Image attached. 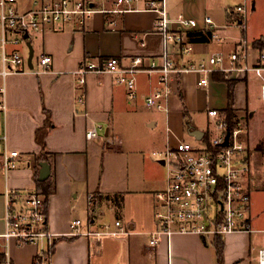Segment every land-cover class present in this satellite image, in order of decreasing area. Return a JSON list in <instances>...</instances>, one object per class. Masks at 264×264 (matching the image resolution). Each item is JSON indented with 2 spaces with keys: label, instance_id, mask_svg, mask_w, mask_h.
I'll return each mask as SVG.
<instances>
[{
  "label": "crops",
  "instance_id": "obj_1",
  "mask_svg": "<svg viewBox=\"0 0 264 264\" xmlns=\"http://www.w3.org/2000/svg\"><path fill=\"white\" fill-rule=\"evenodd\" d=\"M113 0H106L110 6ZM250 3V11L246 6ZM244 6V14L236 6ZM258 5L261 10H258ZM170 17L194 18L197 26L182 29L186 35L206 30L211 37L194 42L191 54L177 63L200 60L214 52L226 56L238 48L247 51V63H258L264 52V0H164ZM216 27L207 28L204 17ZM242 16V18H241ZM157 14L135 5L123 13L95 12L84 26L68 24L30 40L33 57L49 54V72H19L4 79L5 107L0 108L1 149L19 153L17 165L5 170L0 155V233L5 230L6 191L38 189L41 162L49 166L45 185L47 227L53 250L48 264H258L264 246V100L261 79L253 71L213 72L205 86L200 74L187 71L173 76L168 111L150 108L144 96L158 88V72L136 75L138 96L130 99L124 85L110 72H90L85 84L75 70L84 60L102 61L117 56L122 65L130 57H158L164 50L162 34L153 29ZM242 19V20H241ZM114 24H110V21ZM228 80L233 82L229 97ZM1 84V80H0ZM85 93V102L76 98ZM230 109L247 116L249 129L250 211L252 231L221 237L223 252L217 260L215 237L194 233L162 236L150 245L155 229V192L164 186L165 169L152 151L175 142L183 130L207 127V108ZM100 124L99 137L86 138L88 127ZM166 125L171 128L167 137ZM44 141L38 142L36 133ZM252 135L253 149L250 146ZM186 140V139H185ZM93 196L92 205L88 197ZM21 199V198H20ZM92 211V212H91ZM80 218L82 229L98 230L120 220L129 232L120 238L69 236L70 222ZM86 219V222L84 220ZM48 239L21 243L0 238L12 264H32L47 248Z\"/></svg>",
  "mask_w": 264,
  "mask_h": 264
},
{
  "label": "built area",
  "instance_id": "obj_2",
  "mask_svg": "<svg viewBox=\"0 0 264 264\" xmlns=\"http://www.w3.org/2000/svg\"><path fill=\"white\" fill-rule=\"evenodd\" d=\"M105 2L106 0H0V108L5 107L6 76L19 72L41 74L51 71L52 57L46 53L35 60L32 57V66H29L27 42H30L31 36L61 29L68 24L82 28L87 19L97 11L106 14L123 13L135 5L157 14L153 29L162 34L163 52L148 60L142 55L131 56L126 65H122L117 56L100 62L84 60L74 72L78 75L79 84H85L90 72L114 73L117 82L124 85L128 98L135 99L138 96L136 75L140 72H158L160 86L147 93L144 101L150 108L167 112L170 83L175 75L187 71L197 72L200 74L197 85L205 86L216 71H253L261 79L260 96L264 100V52H259L258 63L255 65L246 62L247 51L243 47L226 56L217 51L200 60L177 63L171 55L172 51L184 57L194 50V42L189 40L182 29L197 26L196 19L183 15L170 17L164 0H113L110 6ZM235 10L243 14L245 12L243 5H237ZM114 23L113 20L110 21V24ZM204 24L207 28L216 27L209 16L204 17ZM212 36L223 39L213 32ZM22 44L26 46V51ZM76 100L83 104L85 93L79 94ZM206 115L208 124L200 139L192 142L176 137L175 142L167 141L163 149L152 151V155L157 156L163 164L165 179L162 189L154 194L156 227L151 232L150 245H155L160 237H168L174 233H194L206 238L253 230L249 220L248 115H229L226 109L211 107L206 109ZM100 128V124L88 127L86 138L99 137ZM170 133L171 128L166 125L167 137ZM3 141L4 136H0V147ZM0 155L2 167L6 171L17 165L18 151L0 148ZM5 195V230L0 233V238L15 239L21 243L48 239V248L52 244V233L47 227L45 196L35 189H9ZM88 202L92 205V195L88 197ZM128 232L129 229L120 220H116L113 227L106 224L102 229L83 230L81 219L75 218L70 222L68 234L72 237L108 235L120 238ZM47 257L48 255L43 256L44 262ZM263 258L264 246L258 251V264H263ZM6 264H9L8 257Z\"/></svg>",
  "mask_w": 264,
  "mask_h": 264
},
{
  "label": "trees",
  "instance_id": "obj_3",
  "mask_svg": "<svg viewBox=\"0 0 264 264\" xmlns=\"http://www.w3.org/2000/svg\"><path fill=\"white\" fill-rule=\"evenodd\" d=\"M211 31L206 30L205 32L202 31H192L189 32L187 34L189 40L193 41V42H198V41H205L207 39H209L211 37ZM228 84H229V97L232 98V93H233V82L231 80H228ZM229 112V115H232L233 112L230 109H226ZM36 138L38 140V142L40 143V145H42V148L44 146V141L42 140V138L39 137V130L36 133ZM37 186L38 189H36L37 193L42 194L44 196H47L50 191L51 188L45 185V180L42 181H37ZM221 237H215V249H216V257L218 261H221L222 258V252H223V244L221 242ZM53 250V244H51L50 246H48V248L43 251V252H39L38 254H36L33 258V262L32 264H48L47 260L46 262H44L43 256L44 255H50V253ZM37 261H39L37 263ZM7 263V255L5 253V251L3 250V248L0 246V264H6ZM9 264H12L11 261L9 260Z\"/></svg>",
  "mask_w": 264,
  "mask_h": 264
},
{
  "label": "water",
  "instance_id": "obj_4",
  "mask_svg": "<svg viewBox=\"0 0 264 264\" xmlns=\"http://www.w3.org/2000/svg\"><path fill=\"white\" fill-rule=\"evenodd\" d=\"M26 36V34H25ZM28 48H29V55H28V64L31 67L32 66V55H33V48L30 42H27ZM202 134V131H199L197 129H194L191 131V135H194L195 137H200ZM227 139V138H226ZM226 143V140H225ZM41 169L39 171V180H44L48 176V170L49 166L46 162H41Z\"/></svg>",
  "mask_w": 264,
  "mask_h": 264
},
{
  "label": "rangeland",
  "instance_id": "obj_5",
  "mask_svg": "<svg viewBox=\"0 0 264 264\" xmlns=\"http://www.w3.org/2000/svg\"><path fill=\"white\" fill-rule=\"evenodd\" d=\"M261 6L262 5H258V7H259L258 10H261ZM246 8H247L248 11H250L251 7H250V3L249 2L247 4ZM32 39H35V37L34 36H31L30 37V40H32ZM22 46H23L24 50L26 51L27 50L26 46L24 44H22ZM35 59H36V57L34 56V60ZM182 137L185 138L186 140H189V141H192V142H195L196 141V139H194L189 133H187L186 130H183ZM250 146H251V149L254 150L253 149L252 135H251V139H250ZM154 158H158V157L156 156ZM84 222H86V219L84 220Z\"/></svg>",
  "mask_w": 264,
  "mask_h": 264
},
{
  "label": "bare ground",
  "instance_id": "obj_6",
  "mask_svg": "<svg viewBox=\"0 0 264 264\" xmlns=\"http://www.w3.org/2000/svg\"><path fill=\"white\" fill-rule=\"evenodd\" d=\"M263 264H264V258H263Z\"/></svg>",
  "mask_w": 264,
  "mask_h": 264
}]
</instances>
